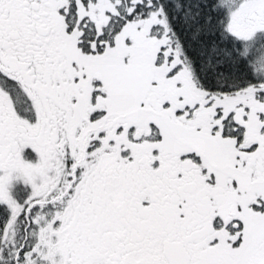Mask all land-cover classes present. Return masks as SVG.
Here are the masks:
<instances>
[{
	"label": "snow or ice",
	"instance_id": "obj_1",
	"mask_svg": "<svg viewBox=\"0 0 264 264\" xmlns=\"http://www.w3.org/2000/svg\"><path fill=\"white\" fill-rule=\"evenodd\" d=\"M0 264H264V0H0Z\"/></svg>",
	"mask_w": 264,
	"mask_h": 264
}]
</instances>
